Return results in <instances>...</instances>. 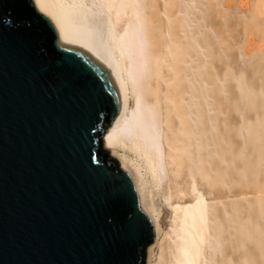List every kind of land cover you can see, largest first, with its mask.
Returning a JSON list of instances; mask_svg holds the SVG:
<instances>
[{"label":"water","instance_id":"obj_1","mask_svg":"<svg viewBox=\"0 0 264 264\" xmlns=\"http://www.w3.org/2000/svg\"><path fill=\"white\" fill-rule=\"evenodd\" d=\"M124 97L105 45L0 0V264H150L168 215L104 150Z\"/></svg>","mask_w":264,"mask_h":264},{"label":"rangeland","instance_id":"obj_2","mask_svg":"<svg viewBox=\"0 0 264 264\" xmlns=\"http://www.w3.org/2000/svg\"><path fill=\"white\" fill-rule=\"evenodd\" d=\"M125 14L127 21L118 26L121 39L141 22L151 33V24L158 20L166 39L161 37L154 48L159 50L154 51L157 57L162 54L155 68L166 66L169 72L159 69L151 75V93L157 90L160 99L153 92L149 100L158 106L169 138L165 143L168 172L163 154L155 162L160 166L158 181L144 155L129 148L121 151L142 168L166 203L168 227L159 237L152 264L178 263L177 245L184 230L173 220L169 198L217 208L214 216L219 221L214 220L213 226L220 224L224 230L212 227L217 232L211 233L224 231L222 240L218 238L222 245L216 250L212 241L210 248L205 247L200 264H264V0H133ZM160 42H166L162 44L166 48ZM161 58L166 62L162 64ZM155 79L165 86L169 83L171 92ZM166 94L169 100H161ZM139 103L136 92L134 110ZM201 163L206 170L202 167L200 172Z\"/></svg>","mask_w":264,"mask_h":264},{"label":"bare ground","instance_id":"obj_3","mask_svg":"<svg viewBox=\"0 0 264 264\" xmlns=\"http://www.w3.org/2000/svg\"><path fill=\"white\" fill-rule=\"evenodd\" d=\"M37 2L44 12L52 14L56 18L59 25L67 33L95 39L96 41L105 45V47L111 52L117 64L119 76L125 89L124 101H125L126 110L122 123L117 125L113 130H108V132L104 136V141H105L104 148L112 151V156L117 160L126 159L132 161V159L126 155L127 152L126 154L125 152L124 153L121 152L128 148L129 150L131 149L133 152L135 151L136 153H140L144 155L148 161L149 170L153 173L155 178L158 179V181H161L159 175L160 166L159 165L156 166L155 162L156 163L157 161L159 162V157L161 154H163L162 159L165 163L166 171L168 172V166H170V160L167 159L168 156L165 151L166 150L165 143L166 140L167 142H169L168 141L169 138L167 139L166 132L162 127L158 106L155 104L154 105L151 104V101L149 100L150 94L152 95L153 92L155 93L157 91L156 90L151 93L149 79L151 80L150 77L154 73V71L155 73H157V71L160 69L158 68L156 71L155 66L158 65V61H160L159 57H161L160 55L162 54L160 53L159 57H157L156 54H154V51L158 50V48L156 50H154V48H156L159 45V41L161 40V37L162 39L164 37V35L161 36V32H160L161 25L159 24L161 23V21L157 19L159 23H157V21L156 22L154 21L155 23L153 22L154 24L153 23L151 24L152 25L150 27L151 33L148 31L147 23L141 22L140 25L135 24L132 30L129 32V35L123 40L121 39V36L118 33L119 31L118 26L125 24L124 22L127 21L125 18L126 7L127 4L133 2V0H37ZM168 22H170V20ZM172 23L173 26H175L174 21ZM172 28L174 30V27ZM174 31H176V29ZM163 40L165 41L166 39L164 38ZM163 43L166 42H162V44ZM173 43L171 45L172 47L174 46ZM169 44L171 43L169 42ZM161 45L159 47H161ZM161 48H166V47L162 45ZM168 51L169 50H167V52ZM161 52H163V49ZM156 58L158 59V61L156 60ZM166 60L167 59L163 60L162 64L165 63ZM162 64L160 65L159 63L160 66L158 67H161ZM172 64L170 63V66ZM165 65L168 66L169 64H165ZM165 67L166 66H164L163 70L161 69L160 70L162 71L161 73H163L164 71L167 74V72H169L168 70L169 68L167 67L168 69L167 71H165ZM159 72L160 71H158V73ZM155 75H153V78L155 77ZM158 75L160 76V74ZM157 79H155V81ZM161 79L160 81H156V82H162L163 80L161 81ZM167 85H169V83ZM167 85L165 86L164 84L165 87V88L163 87L164 90L169 89L170 90L169 92H171V85L169 86L170 88L167 87ZM136 92L138 93L140 98V103H139L140 107L139 109L134 110V107L132 106V98L134 97V94ZM157 92L155 95L156 99L160 97V96L158 97V94L160 92L158 94ZM165 97L164 99L161 100L168 99L167 94ZM165 102L167 103L168 101ZM172 121L173 120H170L167 125H169V123ZM172 123L170 125H172ZM169 126L167 128L168 130H171L169 129ZM172 128L174 129L175 127ZM174 146H175L174 148L175 150L173 151V153L176 154L177 147L176 145ZM200 161L202 162L204 161V159L199 160V162ZM173 162L176 163L175 161ZM202 163L201 166L199 167L201 168L199 169L200 172L202 170V167L205 166V165L202 166ZM205 170L203 167V171ZM148 183H149L150 193L153 195L156 204L165 213H167L166 203H164V201H162L160 198V194H159L160 190L159 189L156 190L152 188L151 183L150 182ZM219 194L217 195V197L219 196ZM222 196L223 195H221V197ZM219 199L221 201L220 197ZM172 200L173 199L169 198V207L174 210L173 220L174 222L180 223L181 227L184 230V238L182 242L177 245V252L179 254L177 264H200L201 258L204 254L205 247L211 245L212 241H214L213 242L214 244L212 245L215 248H217L216 250H218L219 248L218 246L222 245L221 244L222 242L219 241V239H221L222 237L221 234L224 231H220L218 235L217 234L212 235L211 233V231H213L214 228L215 230H218V228L219 229L222 228V227H218L220 225L218 223H217L218 226H216L218 227L217 229L216 227L213 226V224L215 225V223L219 221L218 219L216 220L217 216L216 215H215L216 217L214 216L215 213L214 209L217 208L216 206L215 208L210 207L211 205L209 203H202V202L195 203L194 201L191 202L185 200L183 202L180 201L175 202L174 200L173 201ZM221 204H220V208H221ZM213 217H215V219ZM166 222L167 220L165 221V223ZM212 227L213 230H211ZM223 228L222 230H224ZM163 232H165L164 229H161L160 235L156 237L155 244L149 247V252L152 254V258H154L153 256L156 249V245L158 243L159 237H161V235L164 234ZM216 232L213 231V233ZM152 258L150 264H152ZM205 260L206 258L203 261L204 263Z\"/></svg>","mask_w":264,"mask_h":264}]
</instances>
